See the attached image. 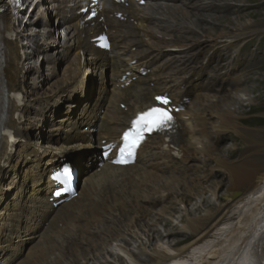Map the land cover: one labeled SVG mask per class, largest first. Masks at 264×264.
<instances>
[{"label": "bare ground", "instance_id": "bare-ground-1", "mask_svg": "<svg viewBox=\"0 0 264 264\" xmlns=\"http://www.w3.org/2000/svg\"><path fill=\"white\" fill-rule=\"evenodd\" d=\"M230 1L42 0V17L36 21L32 17L31 22L45 25L49 39L38 46L37 51L44 54L36 63L37 52L32 56L20 53V33L7 5L0 0V117L3 115L4 120L0 131L1 127L7 130L0 134V264H44L55 251L60 258L73 254L85 258L83 245L90 249L96 244L90 241L94 236L103 241L112 235L115 223L127 217L126 211L133 215L128 216L127 224L124 222L127 228L146 222L151 206L165 202L172 192L169 180H163L161 186L151 184L161 178L158 172L164 167L175 175L174 187L180 188L181 183L186 188V201L193 189H204L202 180L212 171H223L227 185L222 197L217 198V206L208 205L205 215L186 221L185 229L191 233L186 244L168 248V253L152 250L149 263H136L220 264L221 258L223 262L233 258L229 251L241 238L244 229L240 226L233 232L231 249L213 248L202 257L200 252H206L211 232L222 233L225 230L221 227L231 222L230 205L241 204L251 196H257L258 207L264 202V123L239 129L240 114L223 108L228 100L240 108L249 102L251 110L263 111L264 116V107L240 96L237 89L243 85V76L231 77L233 71L242 72L249 64L251 59L243 57L241 51L250 48L251 36L264 29V23L233 24L246 15L237 13L227 19L226 14L244 6L236 7ZM224 10L222 21L233 26L223 23L217 33L214 26L223 17L215 19L210 13ZM232 46L235 54L230 55ZM55 51H60L59 55ZM25 57L31 63L27 67ZM50 62L69 64L70 77L81 79L53 99L26 89V78L32 72L29 83L34 88L41 85ZM259 76L264 77V73ZM227 86V96L208 97L201 89ZM156 97H166L169 103L162 105ZM64 99L68 103L59 104ZM152 107L170 110L172 134H150L132 164H115L123 133L140 112ZM83 123L85 126L79 128ZM226 131L243 141L254 138L248 140L254 145L246 146L242 162L237 159L239 162L230 163L216 155L215 142ZM70 147L91 149L62 157L64 149ZM105 151L111 152L104 157L101 154ZM206 159L214 162L215 170L189 178L191 183H186L188 177L176 178L178 170L199 171ZM194 160L201 164L193 166L190 163H196ZM58 163L68 170L65 181L73 184L70 191L58 175ZM54 188L60 191L57 195L51 193ZM258 207L244 219V226L262 225L264 215L258 221L254 213ZM255 226L245 247L255 237ZM31 239L35 244L27 248ZM248 253L235 254L236 264H253L254 256Z\"/></svg>", "mask_w": 264, "mask_h": 264}, {"label": "rangeland", "instance_id": "rangeland-1", "mask_svg": "<svg viewBox=\"0 0 264 264\" xmlns=\"http://www.w3.org/2000/svg\"><path fill=\"white\" fill-rule=\"evenodd\" d=\"M230 2L234 4L236 7L241 6V4H243L244 6H242L241 9H239L240 11L235 12V13L226 14L227 10L226 11L224 10L223 12H218V13L217 12L210 13L211 16L216 17L215 19H217L218 17L219 18L223 17L222 19L221 18L218 19V21H221V23L214 26L217 29L216 30L217 33H219V31L222 30L224 26L223 23H225L226 25H229L230 27L233 26L232 24H228L222 21L225 18L224 17L225 14L227 16L226 17L227 19L228 17L237 16V13L238 15H244V14L246 15L240 18V20L239 19H237V21L233 20V22H235L233 24H236L238 22H245V21H253V22L259 21V22L264 23V0H248V1L245 0L244 3H242V1L239 2V0H231ZM35 4H36V1H35ZM35 4L34 6H32L33 7L32 9L30 7L27 11H23L22 16L14 20V25L18 28V31L20 33V42H19L20 43V53L23 56H32V54H35V52H37L35 54L36 56H34L36 57V63H37L39 62L40 57L44 54L43 52L37 51V48L38 46H40V44L41 45L43 44L42 43L43 40L49 39V38L45 30L46 28L45 25L36 26L37 22L36 23L31 22L32 17L33 19H35L32 21L39 20L42 17V14H41L42 9L37 10V11L34 10L36 7ZM207 28L209 29L210 26H207ZM249 46L250 48L247 47L241 51V55L243 57L245 58L247 57L246 58L247 60L251 59L249 64L244 68L242 72L233 71L231 77L235 75H238L241 77L243 76L242 78L245 79L242 82L243 85L242 86L240 85L241 87L237 89L239 90L238 92L240 96L242 95L241 97L244 99L250 98L253 100V103L255 105L264 107V77L259 76V73H264V69H263L264 68V29L256 31L251 36ZM229 50H230V55L235 54V49L233 48V46L229 48ZM58 52L60 53V51H55L56 54ZM227 55H229V52L227 53ZM257 61H258V64L256 65ZM23 62H24L23 64L25 67L31 64L29 63L30 60L28 61L27 57H25ZM42 64H43V61H41V65ZM55 65L57 68L51 70ZM68 65L69 64L65 65L63 63L60 66V64H55L53 62L47 63L48 68L46 71L47 73L46 78L44 77V79L40 83L41 85L38 86V88H34V86L31 83H29L32 81L30 78L34 77L33 72L31 73L32 76L29 73L28 77L26 78V89L29 91H35L37 93H40V95L46 96L47 98H50V99L51 98L53 99L55 95L60 94L62 90H67V91L70 90L72 87L78 84L79 80L81 79H79V77H70L71 74L67 73L69 69ZM228 88L229 87L227 86L225 88L215 87V88H210V89H206V88H201V89H203V94L205 96L208 95V97L209 96L218 97L220 95L227 96L226 92L228 91ZM96 97H97V89L94 92L93 98L96 99ZM66 103H68V100L64 99L59 104L64 105ZM238 106L239 105L236 104L234 101L228 100L225 103V106L223 108L224 109L226 107L228 109L231 108V110L235 111L237 114L238 113L240 114L239 120H238L239 129H244V128L249 129L254 126H258L260 124L261 126L263 125L264 116L261 113L263 111L251 110L249 102H244V104L241 105L242 108ZM102 112L101 114L99 113L98 117L97 116L95 117V123L99 122ZM258 117H263V119L258 120L257 119ZM254 120L255 121L257 120L258 123L254 122ZM84 126L85 124L83 123L80 125L79 128H83ZM220 136H221L220 139L216 140L215 142V146H216L215 153L218 157L230 163H234L238 161L239 159H240L239 161H241L243 157L245 156V154L247 153L245 152V150L248 149V147L246 146H249L250 144L254 145V143L249 142L250 140L254 139L251 136H250L251 138L248 137L249 141L248 140L243 141L244 139L242 137H239L237 134L231 131L222 132ZM30 137H32V135L29 136V139ZM36 145L40 147L38 143H36ZM84 149L90 150L91 147L66 148L64 149L65 155H63L62 157L70 158L72 157V155L78 154ZM49 150L58 151V150L53 149L52 147H49ZM194 161L196 163L192 162L190 164H193V166L201 164V162L199 163L197 162V160H194ZM202 163H204V166L202 169H198L199 171H190V172L187 171L186 173L183 171L181 172V170H178L175 173L177 176L176 178L188 177V179L186 178V181L187 180L189 181H187L186 183H191L189 178H193V177L198 178L200 177L199 176L200 174L201 175L203 173L207 174L209 172V169L215 170L214 162L212 160L206 159V161ZM164 168L166 169L158 172L161 178L157 180L154 179V181H152L151 184L161 186L163 183V180L164 182L169 180L168 181L169 182L168 184L170 185L169 188L172 189L173 193L171 192L169 194V199L166 200L165 202H157L156 205L151 206L152 211L146 213V218H147L146 222L139 224L138 226H136L137 228L135 226L132 229L127 228V225H126L128 222L127 218L133 215L129 214L128 211H126L127 217L122 218L118 220V222L115 223L114 225L115 229L113 230L112 235L108 234L109 236L107 235L106 239H104L103 241L95 239V236L91 238L90 241L92 242V244L96 243L95 244V246L97 245L96 247L92 246L89 249L86 245H83V248L85 249L83 253L86 254L85 258L77 257L75 254L67 255L64 258H60V256L58 255L59 252L55 251L54 255H49L50 258L49 257L46 258L47 259L46 261L47 262L49 261V262L47 263L45 261L44 264H65L66 262L67 264H77L76 263L77 260L78 262L80 261V264H137L139 262L149 263L151 260L150 252L152 250H158L160 252L162 251V252L168 253V251H166L168 248L181 247L184 244H186V240H187L186 236L188 237L191 234L185 229L186 221L188 219H195V218L197 219L205 215L206 210L208 209V205L211 207L218 205L217 198L222 197L224 193V189L227 185L226 174L223 171H221L220 173L217 170L212 171L210 175L207 176L206 179L202 180V185L204 186V189H201L199 187L195 188V190L193 189L191 193V197L188 198V200L186 201V198L184 199V196H183V194H185L184 189L186 188L183 189L182 187L183 185L181 183H180V188H177L178 186L174 187L175 186L173 182L175 181L173 177L174 174L169 172V167L168 168L164 167ZM193 168L196 169L195 167ZM172 182L173 184H171ZM216 182L219 183L218 187L214 186L215 185L214 183ZM149 187L148 189H150ZM174 192L178 194L176 195V193ZM213 192L217 193V196L213 195ZM255 197L257 196L248 197L241 204H237L235 206H232V205L229 206L228 213L230 214L229 218L231 222L227 226L221 227V230H225L224 232L223 231H221L222 233L220 232L214 233V231L211 232L210 239L207 241V245L205 247L206 252L204 251H203L204 253L200 252L201 257L204 255L206 256L207 252L213 248L218 249V250H221V249L225 250L226 248L230 247L231 249L232 246H229V244L235 237V234H233V232H235L234 230L236 229L237 226H240V228L244 229V231L241 230V238L239 242H237L235 248H233V251L232 250L229 251L231 257L233 258H231L229 262H223L224 258L223 259L221 258L220 264H231V262H234V264H236L237 263L236 260L238 256H236L235 254H237L238 252H241V253L251 252L250 254L254 256L253 264H264V248H263L264 247V222L262 223V225H259V226H255L257 222L253 225L251 224V227H248L247 225L245 226L243 225L244 219L247 218L253 212V210L258 207L259 202L255 200ZM180 198H183L182 203L180 201L181 200ZM258 208H260V210H256L254 213L257 214L256 218L259 221V219H263L264 202L263 203L261 202L260 207ZM226 211L227 210H225V212ZM238 218L240 219L238 220ZM121 220H123L122 224L119 223V221ZM107 221H109V219L104 222V226H107ZM125 221H126V224L124 223ZM139 221L140 220H138V222ZM99 226L101 228L103 227V224H100ZM253 226H255L256 228L255 233H254L255 237L252 238L250 243H248L249 246L247 245L245 247V240L248 239L247 236H249L250 233L254 230ZM251 235L253 234L251 233ZM93 240H96V241H93ZM34 244H35V240L31 239V241L27 243L26 247L28 248V247L34 246ZM87 248L89 251H87ZM55 259L57 261H55ZM194 261L195 259H193V262Z\"/></svg>", "mask_w": 264, "mask_h": 264}, {"label": "snow or ice", "instance_id": "snow-or-ice-1", "mask_svg": "<svg viewBox=\"0 0 264 264\" xmlns=\"http://www.w3.org/2000/svg\"><path fill=\"white\" fill-rule=\"evenodd\" d=\"M162 105H167L169 100L166 97H156ZM173 117L170 110L163 107H152L146 111L140 112L131 122L130 130L125 131L122 136L123 144L119 148L121 160L118 162H126L127 158H131L134 150L139 146L145 132L163 131L172 123ZM64 174L68 175V170H64Z\"/></svg>", "mask_w": 264, "mask_h": 264}]
</instances>
